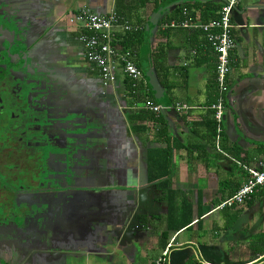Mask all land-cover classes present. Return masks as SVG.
<instances>
[{"label":"crops","instance_id":"0c3cea01","mask_svg":"<svg viewBox=\"0 0 264 264\" xmlns=\"http://www.w3.org/2000/svg\"><path fill=\"white\" fill-rule=\"evenodd\" d=\"M42 1L49 7L45 13L48 25L57 29L61 38L50 53H60L62 73L67 77L75 74L84 97L96 101L92 105L98 142L107 148L110 164L116 163L117 171L112 173L107 201L84 205L79 216L63 217L51 241L44 244L36 237L24 254L7 241L8 246L0 248V264H185L190 257L199 264L207 263L198 247L223 259L219 264H264V251H259L264 247V187L241 207L219 211L215 205L231 197L247 177L229 158L249 166L264 161V0H239L232 14L236 47L230 53L229 117L224 118L221 139V148L229 158L214 150L210 136V106L217 97L213 50L200 32L191 29H168L167 36H162V26L174 18L178 5L184 2L192 7L205 0H148L144 6L139 0ZM80 9L102 16L115 12L138 29L144 28L142 45L137 46L134 40L130 58L142 74L136 95L128 94L119 66L105 82L99 70L86 62L81 47L71 40L86 33L65 25ZM190 18L192 30L210 21L202 23L198 9L191 10ZM114 31L118 38L123 34L121 28ZM117 46L120 50L121 44ZM159 46L168 47L163 60L167 71L163 70L162 77L152 65ZM148 73L161 85L160 100ZM163 73L169 76L170 91L163 84ZM146 104L164 109L156 114L146 111ZM175 104L190 109L172 110ZM149 149L170 150L169 190L176 192L175 204L185 201L191 208L189 229L167 230L168 203L158 182L148 179ZM118 164H122L120 171ZM125 192L130 196L123 197ZM122 198L129 203L126 211L138 210L127 219L138 228L137 233L125 237L116 236L111 229L116 221L112 212L118 210ZM216 211L220 213L217 218ZM59 254L72 258L65 262L56 259Z\"/></svg>","mask_w":264,"mask_h":264},{"label":"flooded vegetation","instance_id":"af4514ba","mask_svg":"<svg viewBox=\"0 0 264 264\" xmlns=\"http://www.w3.org/2000/svg\"><path fill=\"white\" fill-rule=\"evenodd\" d=\"M48 8L42 0H0V241L17 234L13 223L31 220L43 204L58 207L74 189L85 205L107 201L117 171L98 142L95 100L75 74L62 73L60 53H50L61 38L45 19ZM80 36L71 40L82 49ZM120 204L112 214L124 216L128 200ZM83 208L72 202L65 216Z\"/></svg>","mask_w":264,"mask_h":264},{"label":"built area","instance_id":"2783aa9c","mask_svg":"<svg viewBox=\"0 0 264 264\" xmlns=\"http://www.w3.org/2000/svg\"><path fill=\"white\" fill-rule=\"evenodd\" d=\"M239 0H221V7L218 11V17L205 24H200L206 42L213 50L216 57L215 66V84L217 97L210 106L212 118L216 125L214 137V150L223 156L229 158L221 148V139L223 133L224 115L226 114V96L229 94L228 77L231 72L230 53L236 47V40L233 35L232 14L236 10ZM69 24L77 26L85 31L79 38L82 44L84 58L95 66L105 82L113 77V74L120 67L123 76L131 81L137 82L141 78V72L131 62V54H119L112 47L115 39V28H121L124 32L136 30L137 27L129 24L117 13L111 12L102 16L90 12L87 9H80L72 14L68 20ZM188 20L179 22L171 21L162 26L163 29L173 28H192ZM136 85V84H135ZM164 108L158 105H145V110L159 114ZM190 108L184 104H175L172 110L178 112L188 111ZM235 165L241 168L247 175L245 182L229 198L221 202L216 210L234 209L243 206L253 195L258 193L264 187V161L258 162L255 166H249L244 162L229 158ZM157 264H161L158 262ZM208 264V263H203Z\"/></svg>","mask_w":264,"mask_h":264},{"label":"trees","instance_id":"16d2710c","mask_svg":"<svg viewBox=\"0 0 264 264\" xmlns=\"http://www.w3.org/2000/svg\"><path fill=\"white\" fill-rule=\"evenodd\" d=\"M139 1H140V6H144L148 0H139ZM170 1H174V0H170ZM220 7H221V1L218 2L215 0H205L204 3L195 2L192 7L182 2L175 9L174 18L167 19V23H170L171 20L175 22H179L182 20H188L190 23H192V19L190 18V12L191 10H194V9H198L201 11V18L204 21L202 23H205L209 19L211 20L213 18L215 19L218 17V11ZM168 29L170 30V28L162 29V32H163L162 36L164 35H165L164 37L167 36L166 32L168 31ZM189 29H191V31L200 32L204 36L200 28H196V29L193 28L194 30H192V28H189ZM122 32L123 34L122 36H120V38L117 37V34L115 32L116 36H115V39L113 40L112 47L119 54L130 53L132 57L134 53L133 50L135 49L134 48L135 44L137 45V44L142 43L144 28H141V30L137 28L136 30H133V31H129V32L122 31ZM134 40H135V44H134ZM119 43L121 44L120 50H118L117 48L118 47L117 45ZM167 49H168L167 46H159L158 48H156V53L153 56L154 59L152 58L153 60L152 65L154 66V72L157 74L161 75L163 70H165V72L167 71V68L163 64V60H164ZM163 76H164V73H163ZM168 79H169V76L165 75L164 78L162 79L164 83L163 82L162 83L164 84L165 87H167V91H170L168 84H167ZM124 81L126 84H128L127 85L128 94L130 95L131 93L132 95H136V93H138L137 82L135 83L131 81L126 76L124 77ZM217 95L218 93H217V89L215 86V97ZM212 123L213 124L211 125L210 136H211V139L213 140L215 137V133H216V125H215L213 118H212ZM147 171H148L149 181L158 182V187L161 189L162 194H163L162 198L165 199L168 203L167 230L171 232H179L183 229H189L193 221L191 208L187 206V203H185V201H183L182 203L178 205L175 204L176 192L169 190L170 189V175H171L170 150L149 149L147 153ZM220 203H221L220 201H217L215 205L218 206ZM225 210H232V209H225ZM225 210H222V211H225ZM233 221H234V218H232L229 221L228 226H230L233 223ZM257 240L262 241V239H257ZM259 251L263 252L264 247L259 249ZM185 264H199V263L194 257H190L185 262Z\"/></svg>","mask_w":264,"mask_h":264},{"label":"water","instance_id":"95a60500","mask_svg":"<svg viewBox=\"0 0 264 264\" xmlns=\"http://www.w3.org/2000/svg\"><path fill=\"white\" fill-rule=\"evenodd\" d=\"M53 30V29H52ZM149 78L150 85L154 92L156 93L155 97L160 100L161 98V85L159 84L158 80L155 78V75L148 73L147 74ZM227 114V113H226ZM224 115V118L228 120V115ZM97 130V127L95 128ZM75 191L72 193H68L66 196H69L66 200H62L60 202V205L58 207H55V204H43L44 207H36L39 213L34 212L33 218L28 221L27 218H22L21 220H18L13 223V227L17 228V234L14 235L7 234L4 239L1 235L2 239L0 241V247L7 245V241L11 242V245H17V249L19 252H22L24 254L28 251V247L33 246V242H35L36 237H38L39 240L45 241L44 244H47L49 241H51L54 229L59 226V223H63V217H65V212L69 211V206L72 202L79 203L80 205L84 206L85 202H83V198L79 194L81 190L74 189ZM81 199V200H80ZM78 201V202H77ZM97 201L100 202V199H97ZM95 201L93 204L97 205L98 202ZM91 204V205H93ZM130 210V211H129ZM128 211H125L124 216L123 215H115L116 221L113 223L114 225L111 227L113 232H116V236L120 235V237H125L128 234H136L138 230L137 227H134L133 223L128 224L127 219L134 217L133 215L138 212V210L131 211L129 209ZM59 215L55 216V215ZM122 219L120 222L119 220ZM126 220V221H125ZM29 223V224H28ZM115 236V237H116ZM115 240H118L117 238ZM24 245L27 247L24 249ZM8 246V245H7ZM199 251V255L202 259L206 260V262L209 264H219L223 261V259H220L218 256H215L212 252L209 251V249L204 247H198L197 249ZM63 258V261L67 262L71 260L70 254H59L56 259Z\"/></svg>","mask_w":264,"mask_h":264},{"label":"rangeland","instance_id":"374dc122","mask_svg":"<svg viewBox=\"0 0 264 264\" xmlns=\"http://www.w3.org/2000/svg\"><path fill=\"white\" fill-rule=\"evenodd\" d=\"M145 69H146V68H145ZM219 214H220V213L216 211V212H215V215H214L215 218L219 217Z\"/></svg>","mask_w":264,"mask_h":264}]
</instances>
